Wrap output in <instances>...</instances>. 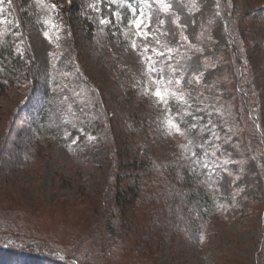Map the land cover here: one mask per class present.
<instances>
[{"label": "rangeland", "instance_id": "374dc122", "mask_svg": "<svg viewBox=\"0 0 264 264\" xmlns=\"http://www.w3.org/2000/svg\"><path fill=\"white\" fill-rule=\"evenodd\" d=\"M131 5L152 18L147 40L109 0H28L18 12L5 0L0 36L26 65L0 87V264H264V0ZM144 44L173 78L168 91L184 97L170 99L172 117L209 107L222 117L195 122L207 186L222 198L212 213L190 200L178 165L188 135L152 94ZM45 92L54 109L41 126ZM83 116L99 128L83 129ZM131 144L147 168L129 166ZM139 183L130 208L114 204ZM113 208L127 221L108 223Z\"/></svg>", "mask_w": 264, "mask_h": 264}, {"label": "trees", "instance_id": "16d2710c", "mask_svg": "<svg viewBox=\"0 0 264 264\" xmlns=\"http://www.w3.org/2000/svg\"><path fill=\"white\" fill-rule=\"evenodd\" d=\"M125 2H129V3H133L135 2V0H124ZM15 3H12L11 7H12V11H16L18 12V9H23L25 6H27L28 4V0H14ZM74 10L73 13L74 14H78L79 13V6L78 4H74ZM112 9H117L120 12V16H121V21L122 24L124 26L127 27L128 25V21L133 19V14L131 12V10L128 8V5H123L122 7H118L113 4ZM110 14L113 13L112 10H109ZM19 15V19L22 18L23 21H25V15L22 11V15H20V13H16ZM21 16V17H20ZM85 20V19H84ZM89 25V26H88ZM87 26V28L90 30H92V25L91 23H89ZM1 35V34H0ZM24 65L25 62L23 60L20 59L19 55H15L14 51L12 49V40L11 39H1L0 36V87H3L6 85V83L4 82V80L2 79V77H6L9 80L15 78V75L18 71H21L24 69ZM54 93H50V92H45L44 93V98H45V104L43 106V108L40 111V125H45V124H50L49 120L52 117V109H54ZM176 106V105H174ZM175 112H179L180 111H175ZM55 113V112H54ZM199 114V115H198ZM216 113L213 112V110L210 109V107L206 110H204L201 113H196L195 109H190L187 115H182L180 114L179 116V123H180V127L181 129H183L184 131H186L187 133V137H186V141L188 142V149H189V153L190 155H188L186 157V160L182 163L179 164L181 169L183 170V173L185 174L186 180H185V184L188 187V189L191 192V198L190 200L193 198V202H196V205L198 207V209L204 211V213H212L214 212V210L216 209V204L219 203L222 198L219 197L215 191H213L211 188H209L207 186V181H206V169L202 167V163L200 162V157H201V149L199 148V144H202L204 141V136L199 134V129L197 127H193L194 123H199V124H203V126L206 123H209V127L211 128L213 126V124L217 123V124H223V120L219 118L218 120H214ZM192 116H196L197 120L194 122L192 119ZM199 116V117H198ZM202 117V119L200 120V118ZM51 121V120H50ZM81 124H82V128L86 131L90 130L88 129L87 125H90V128H99V122L98 123H90L88 120V117L83 116L81 118ZM225 122V119H224ZM87 127V128H86ZM91 131V130H90ZM62 131L59 130L58 133H56V138H58L57 140H61L62 135H61ZM130 147V146H129ZM131 148L135 149L134 151V156L135 159L134 161L131 163L132 168H137V170L139 168L143 169V168H147L148 165L146 164V160H140V163L138 165H135L138 162L139 159V152L138 149L135 148L134 145L131 144ZM193 153H195V156L193 155ZM176 166V165H175ZM170 167L171 170H176L177 167ZM153 162H152V170H153ZM170 175V174H169ZM172 176V175H171ZM172 181V179H171ZM169 183V182H168ZM170 185V184H169ZM141 184L139 183L138 186L136 185L134 187L135 192L134 194H132L129 197H125L122 195L121 191L118 190L115 193V205L117 206H123L125 207L130 205V207L132 206L133 203V198L136 197L135 195L139 194V190H140ZM152 187H153V183H152ZM172 189H170L171 191ZM175 193V191H174ZM175 195V194H174ZM154 195H152L153 198ZM168 196H170V194H168ZM128 199V202H125V200ZM179 199H181L179 197ZM129 207V208H130ZM127 209V208H126ZM124 212V209H123ZM118 213H121V210H118L116 208H113L112 212L110 213L111 217L109 219H112L108 221V223H112L114 222V220L116 219V216H118ZM125 214V212L121 215V219H119L120 222H125L127 221V217H123V215ZM130 217H128V223H130ZM116 221V220H115ZM116 222H114V224H116ZM122 224V223H121ZM112 229L115 231V227L112 226ZM4 244L8 245L9 241L8 240H4ZM32 245V244H31ZM42 246V245H41ZM21 248H23L21 246ZM21 248H19V250H21ZM49 259H52L51 262L59 264V259H56L55 257H49ZM74 264H80L79 261H74Z\"/></svg>", "mask_w": 264, "mask_h": 264}, {"label": "snow or ice", "instance_id": "6c2138e0", "mask_svg": "<svg viewBox=\"0 0 264 264\" xmlns=\"http://www.w3.org/2000/svg\"><path fill=\"white\" fill-rule=\"evenodd\" d=\"M104 0H98V3H103ZM118 0H109V5L117 4ZM5 3V0H0V24L7 22L6 18L3 16V13L5 11V8L3 7ZM8 6H11L12 0H7ZM52 8H55V5L51 6ZM128 8L131 10L133 14V19L128 21L129 27H133L136 30V35L137 37H140L144 40L149 39L152 37V33L149 31L151 25H152V18L150 15H146L144 11L139 10L137 8H133L131 3L128 4ZM99 11V9H96ZM113 16L117 15L116 13H112ZM112 21L107 20V19H101L100 23L101 24H109ZM11 23V22H8ZM164 22L163 20H158L157 21V26L159 27L162 25ZM19 27V25H17ZM47 36V33H45ZM184 39H187V37H184ZM156 43L159 44V40H156ZM133 49H136L138 46L135 42L132 43ZM143 53V63L145 64L146 71L150 74L152 77L151 83L153 85H157L154 93H152L158 100V103L165 109L166 113L172 117V110L169 105V101L172 98H175L179 102L183 103L184 102V97L182 95H178L177 92L175 91H168L167 85H171L173 83V78L171 76L166 78L165 75V70H164V65L162 62L159 60L153 59V56L149 54V45L144 44L143 49L141 50ZM171 52V49L168 50ZM151 52L154 53L157 57H163L165 56V53L163 51H158L156 48H152ZM170 60V56L168 57ZM171 67V65H169ZM175 72V69H173V73ZM198 80L199 77H196ZM175 84L180 85L181 80L180 79H175ZM193 121L195 122L197 120L196 116H192ZM202 119V117H201ZM168 126L171 129H175L177 133H180L183 135L182 129L180 127L179 123V113L175 117L170 118L167 121ZM194 127L196 126L195 123L193 125ZM72 143H76V140H73ZM195 156V153H193ZM206 167V166H205Z\"/></svg>", "mask_w": 264, "mask_h": 264}]
</instances>
